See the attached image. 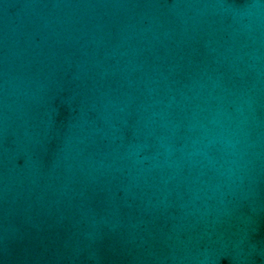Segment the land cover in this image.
I'll return each mask as SVG.
<instances>
[{"label": "water", "instance_id": "water-1", "mask_svg": "<svg viewBox=\"0 0 264 264\" xmlns=\"http://www.w3.org/2000/svg\"><path fill=\"white\" fill-rule=\"evenodd\" d=\"M0 264H264V0H0Z\"/></svg>", "mask_w": 264, "mask_h": 264}]
</instances>
